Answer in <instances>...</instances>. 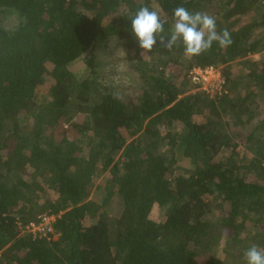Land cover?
<instances>
[{
    "label": "trees",
    "instance_id": "1",
    "mask_svg": "<svg viewBox=\"0 0 264 264\" xmlns=\"http://www.w3.org/2000/svg\"><path fill=\"white\" fill-rule=\"evenodd\" d=\"M145 5L166 32L179 6L207 12L233 42L142 56L130 17ZM113 41L134 94L100 74ZM262 51L264 0H0V264H247L264 250ZM207 65L221 94L190 79ZM44 213L55 234L22 232Z\"/></svg>",
    "mask_w": 264,
    "mask_h": 264
},
{
    "label": "clouds",
    "instance_id": "2",
    "mask_svg": "<svg viewBox=\"0 0 264 264\" xmlns=\"http://www.w3.org/2000/svg\"><path fill=\"white\" fill-rule=\"evenodd\" d=\"M134 36L138 38L141 55L151 52L159 40L160 47L171 51L178 42L184 46V55L193 57L208 51L214 42L220 47L231 45L232 38L228 29L217 31L214 16L203 11L190 12L183 6L173 11V23L165 31L168 23L160 12L149 6H141L130 17ZM247 264H264V250L253 244L244 253Z\"/></svg>",
    "mask_w": 264,
    "mask_h": 264
},
{
    "label": "rangeland",
    "instance_id": "3",
    "mask_svg": "<svg viewBox=\"0 0 264 264\" xmlns=\"http://www.w3.org/2000/svg\"><path fill=\"white\" fill-rule=\"evenodd\" d=\"M255 14L252 12L246 19L254 17ZM6 27H13L17 20L15 17H9L4 22ZM87 53L82 54L77 60L70 63V69L78 76L84 77L89 73V67L85 62V57ZM255 60L264 58V51L253 55ZM104 64L101 68L100 74L103 75V81L105 83H112L118 85L121 92L124 94H134L138 87V79L135 70V66L132 61L128 58L126 49L122 42L113 41L106 53L101 56ZM47 87L40 89L39 95L43 98L47 94ZM78 119H82V115L77 116ZM154 216H161L158 207L153 209ZM57 236L54 235V238ZM221 244V249H222ZM220 249V253H222Z\"/></svg>",
    "mask_w": 264,
    "mask_h": 264
},
{
    "label": "built area",
    "instance_id": "4",
    "mask_svg": "<svg viewBox=\"0 0 264 264\" xmlns=\"http://www.w3.org/2000/svg\"><path fill=\"white\" fill-rule=\"evenodd\" d=\"M196 89H201L209 93L211 96L221 94L224 90L225 77L220 67L215 65L194 66L189 73ZM56 215L44 213L39 216V220L32 221L22 228V232L28 231L35 236L43 237L55 234L54 222Z\"/></svg>",
    "mask_w": 264,
    "mask_h": 264
}]
</instances>
